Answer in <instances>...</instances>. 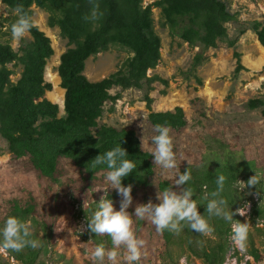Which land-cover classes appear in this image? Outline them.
I'll use <instances>...</instances> for the list:
<instances>
[{
    "label": "rangeland",
    "instance_id": "1",
    "mask_svg": "<svg viewBox=\"0 0 264 264\" xmlns=\"http://www.w3.org/2000/svg\"><path fill=\"white\" fill-rule=\"evenodd\" d=\"M155 1L157 0H144V5ZM225 1L233 12L239 14L237 23L227 25L229 40H238L236 49L242 55V63L248 71L234 77L236 61L233 50L227 42H222L218 49L206 53L208 61L197 71L203 86H199L195 78L186 80L183 75L189 70L199 49L190 48L180 38L172 37L170 30L162 26L161 11L153 9L155 30L162 39V60L148 74L159 75L169 82V87L166 89L167 96H161L160 92L165 88L159 83L155 84L156 90L151 93L155 99L152 108L155 112H166L180 106L185 111L188 126L181 132L171 133L177 168L164 170L154 164L155 174L148 185L132 190L133 202L128 212L133 214V229L137 238L145 242L139 264H204L199 256L202 246H214L219 241L216 237L215 217H206L214 229L211 236L192 231L185 222H181L182 230L178 234L172 232L169 241L165 237V231L158 232L149 220L136 218L134 213L138 204L149 201L159 203L157 193L160 191V183L170 182L174 190L178 191L179 188L174 186L175 179L189 169L191 179L187 183H195L193 199L196 200L200 213L204 214L207 202L203 200V196L207 188L203 186L199 190L200 180L205 178L206 172H210L215 178L221 174L226 176L222 165L216 161L218 154L221 158L227 153H238L239 161L253 160L264 179V117L259 111L251 112L245 108L249 100L264 96V49L251 30L253 22L264 21V0ZM33 11V22L52 40L55 55L49 61L46 78L52 83L53 91L48 92L46 97L60 106L62 116L64 92L59 87L57 70L60 57L69 46L61 38L59 29L48 27V13L36 7H33ZM16 18L15 12L0 2L1 41L9 43L18 51L21 46L30 43L32 37L28 32L19 41L12 39L10 28ZM132 56L124 49L113 47L108 52L90 58L85 75L91 82L101 81L120 69ZM10 68L16 71V76L12 77V81L16 82L22 69L13 65ZM145 94L144 91L137 90L123 92L122 100L116 106L109 103L105 106L100 124L118 130L135 131L141 142L144 141V150L152 153V137L156 133L147 121ZM106 174L104 172L93 179H87L71 163L62 161L55 178L39 175L27 159L16 160L10 154L7 142L0 137V228L12 216L16 200L21 208H25L28 202L35 209L26 222L31 224V238L40 243L36 249L25 247L20 252L0 254V264H24L17 256H27L30 252L37 255V262L40 264H94L90 251L100 243L106 249H111V238L107 235H90L87 231L81 234L80 227L85 223L87 215L91 217L97 209V202L104 194V189L110 186L106 182ZM107 192L108 198L113 199L115 210H120L122 197L118 190L109 187ZM245 192V189L240 191L238 208L250 203V210L247 216L237 214L242 223H248V234H251L263 261L255 262L244 246L243 250L235 252L236 261L233 262L231 258L234 257L230 256L233 248L230 233L223 264H264V233L258 230L264 228V223L257 219L252 221L256 217L253 215L255 203L261 204L264 195L252 194V200H249ZM84 202L87 205L86 211ZM227 208L233 211L231 204L227 203ZM119 251L121 254L117 264H126L123 248ZM104 264H109L107 259Z\"/></svg>",
    "mask_w": 264,
    "mask_h": 264
},
{
    "label": "trees",
    "instance_id": "2",
    "mask_svg": "<svg viewBox=\"0 0 264 264\" xmlns=\"http://www.w3.org/2000/svg\"><path fill=\"white\" fill-rule=\"evenodd\" d=\"M0 2L14 12L16 6L22 4L31 18L33 7L45 11L49 14L48 27L59 29L61 38L69 46L60 57L57 70L59 87L64 92L61 116L60 106L46 97L48 92L53 91L52 83L46 78L49 61L55 55L50 37L35 23L29 31L32 41L18 51L9 43H3L0 37V137L7 142L8 150L16 160L27 159L33 170L42 176L55 178L60 163L68 161L84 178L93 179L109 170L106 165L93 168L91 161L120 145L127 150L126 158L135 164L133 172L123 178V185H132V190L146 187L155 174L152 153L142 149V142L135 131L100 124L105 106L108 103L116 106L122 100V93L128 90L146 93L147 121L153 128L156 124L165 125L170 128V135L187 128L188 120L182 107L166 112H155L152 108L155 99L151 93L156 90L155 84L164 86L161 96H167L166 89L169 87V82L159 75L148 74L162 60V39L155 30L153 9L161 11L162 26L170 30L172 37L180 38L190 48L199 49L189 70L183 73L186 80L193 77L199 86H203L197 71L208 61L206 53L218 49L222 42H227L233 50L236 61L234 77L248 71L236 49L238 40H229L227 25L237 23L239 14L233 12L225 0H157L147 6L144 0H94L100 5L99 12L102 13L97 20L85 19L91 16L90 0ZM251 30L264 49V21L253 22ZM113 47L124 49L133 56L109 77L91 82L85 75L87 61ZM11 65L22 69L16 82L12 81L16 71L10 68ZM245 108L251 112L259 111L264 117V96L249 100ZM237 154L227 153L221 158L218 154L216 157L226 174L221 195L233 206L234 213L241 201L240 190L235 187L239 179L247 182L257 173L260 182L257 188L245 189L246 197L252 200V194L264 195V179L255 162L239 161ZM205 175L200 180L199 190L206 186L207 192L211 193L217 188V177H212L210 172ZM172 187L170 182L159 184L161 192ZM185 187H191L194 194L195 183H187ZM34 209L35 206L28 202L25 208H21L16 200L12 216L26 222ZM253 215L256 217L252 221L257 219L264 223V200L259 205L255 203ZM233 218L242 222L238 214ZM215 221L219 241L214 246H202L198 255L204 264H223L228 251L231 225L219 217H215ZM258 230L264 233V228ZM164 231L169 241L173 233ZM247 238L245 247L248 254L255 262L261 263L263 258L250 233ZM17 258L24 264H40L34 252Z\"/></svg>",
    "mask_w": 264,
    "mask_h": 264
},
{
    "label": "clouds",
    "instance_id": "3",
    "mask_svg": "<svg viewBox=\"0 0 264 264\" xmlns=\"http://www.w3.org/2000/svg\"><path fill=\"white\" fill-rule=\"evenodd\" d=\"M92 3V11L90 17L85 19L97 20L102 13L99 12L100 5L90 0ZM16 20L11 24L10 33L14 41L23 39L34 26L32 18L25 12L24 6L18 4L15 8ZM156 135L152 137V157L154 164L160 166L164 170H173L177 168L176 154L173 150V139L170 135V128L156 124L154 126ZM144 150V141L141 145ZM127 150L117 145L114 148L101 153L92 161V167L106 165L108 172L106 174V182L109 187L118 190V194L122 197L120 210H115L113 202L108 198L107 189L97 202V209L86 221L81 225V234L87 231L90 235L102 236L107 235L111 238L112 248L106 249L103 243L97 244L90 251L94 264H104L105 259L109 264H117L120 256L119 249L124 250V260L126 264H139L142 257V248L145 244L144 240L137 238L133 229V214L128 212L132 205V185L125 187L122 183L124 177L128 176L135 169V164L127 159ZM190 164L191 162L188 161ZM191 179L189 169L180 173L175 179L173 188H166L158 191L157 199L159 203L149 201L146 204H138L135 208L134 216L138 219H147L156 227L158 232L168 230L173 233H179L181 222H185L192 230L204 236H211L214 229L210 226L206 217H219L231 225V240L236 248L243 250L248 236L249 225L234 220V216L238 213L240 216H247L250 210V203H245L234 213L228 210L227 201L222 197L226 177L218 175L215 181L217 188L211 193H205L203 200L206 203V210L201 214L196 200L193 199V190L191 187H185ZM260 182L258 174L252 176L247 182L238 180L235 187L240 191L256 187ZM257 188V187H256ZM97 191H100L98 189ZM251 195V191L248 193ZM86 203L84 209L86 211ZM0 254L7 255L9 252H20L25 247L36 249L40 246L38 240L31 238L30 222L21 221L15 216H9L2 228H0Z\"/></svg>",
    "mask_w": 264,
    "mask_h": 264
},
{
    "label": "built area",
    "instance_id": "4",
    "mask_svg": "<svg viewBox=\"0 0 264 264\" xmlns=\"http://www.w3.org/2000/svg\"><path fill=\"white\" fill-rule=\"evenodd\" d=\"M231 235H232V232H231ZM231 235H230V242H231V246H232L233 248H231L230 256H231V257H234V256H235V252H239L241 249L236 248V247L233 245L232 240H231ZM231 259H233V262L236 261V257L231 258ZM233 264H235V263H233Z\"/></svg>",
    "mask_w": 264,
    "mask_h": 264
}]
</instances>
